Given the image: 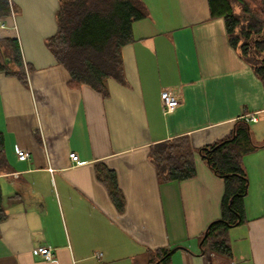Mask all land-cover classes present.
Masks as SVG:
<instances>
[{"label":"crops","instance_id":"1","mask_svg":"<svg viewBox=\"0 0 264 264\" xmlns=\"http://www.w3.org/2000/svg\"><path fill=\"white\" fill-rule=\"evenodd\" d=\"M123 47L126 84L108 81V96L69 85L70 74L46 45L58 29L60 0H11L0 38H17L28 85L0 73V133L9 169L0 170L5 219L0 264H264V85L230 44L225 21L208 0H143ZM169 90L178 105L163 112ZM256 113L257 121L246 115ZM249 124L259 145L244 155L249 177L246 221L228 231L231 254L203 247L221 216L224 180L200 154ZM187 135L197 175L161 182L151 145ZM25 149L29 159L20 160ZM78 155L72 160L70 153ZM98 166L115 172L125 197L119 210ZM51 247L45 259L39 246Z\"/></svg>","mask_w":264,"mask_h":264},{"label":"trees","instance_id":"2","mask_svg":"<svg viewBox=\"0 0 264 264\" xmlns=\"http://www.w3.org/2000/svg\"><path fill=\"white\" fill-rule=\"evenodd\" d=\"M208 4L211 18L224 19L230 44L264 85V0H208ZM17 10L11 0H0V18ZM148 14L143 0H60L56 14L58 29L47 38L46 45L70 74L71 87L85 84L108 96L109 79L127 82L123 47L134 41V22ZM0 73L15 76L28 85L17 38H0ZM257 147L251 141L249 124L237 121L228 137L200 149L202 158L225 184L221 216L210 223L202 237L203 247L213 252L231 254L228 231L246 221L244 200L249 177L243 158ZM149 156L161 182L182 181L197 175L195 150L187 135L151 145ZM7 169L9 163L0 133V170ZM97 175L119 210H123L125 197L115 172L98 166ZM5 216L0 182V222ZM172 250L157 249L158 258L154 263H166Z\"/></svg>","mask_w":264,"mask_h":264},{"label":"built area","instance_id":"3","mask_svg":"<svg viewBox=\"0 0 264 264\" xmlns=\"http://www.w3.org/2000/svg\"><path fill=\"white\" fill-rule=\"evenodd\" d=\"M161 99H162V105H163V112L164 113H169L173 111L176 106L178 105V97L172 93L169 90H165L161 94ZM246 120L249 121H257L258 116L256 113L246 115ZM18 157L20 160H27L29 159V153L25 149H20L18 151ZM70 157L72 160H77L78 161V155L75 152L70 153ZM37 251L45 258L48 260H51L54 258V253L51 249V247L48 246H39L37 248Z\"/></svg>","mask_w":264,"mask_h":264}]
</instances>
